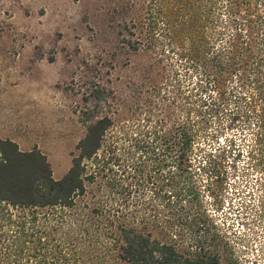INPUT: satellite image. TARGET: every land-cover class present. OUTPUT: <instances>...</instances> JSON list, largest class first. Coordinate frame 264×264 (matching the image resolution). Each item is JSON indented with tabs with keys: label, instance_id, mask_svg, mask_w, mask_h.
I'll use <instances>...</instances> for the list:
<instances>
[{
	"label": "trees",
	"instance_id": "trees-1",
	"mask_svg": "<svg viewBox=\"0 0 264 264\" xmlns=\"http://www.w3.org/2000/svg\"><path fill=\"white\" fill-rule=\"evenodd\" d=\"M136 1H113L108 44L172 52L196 83L171 63L157 106L120 126L94 83L58 179L38 149L0 138V264H242L215 213L228 168L262 172L264 187V0ZM255 214L264 221V193Z\"/></svg>",
	"mask_w": 264,
	"mask_h": 264
},
{
	"label": "rangeland",
	"instance_id": "rangeland-1",
	"mask_svg": "<svg viewBox=\"0 0 264 264\" xmlns=\"http://www.w3.org/2000/svg\"><path fill=\"white\" fill-rule=\"evenodd\" d=\"M113 1L0 0V132L12 130L22 141L20 150L42 152L56 179L68 171L85 135L80 116L96 103L83 100L94 83L105 91L100 113L111 115L119 126L136 116L138 104L157 106L152 87L164 83L171 68L183 85L196 83V74L172 52L161 59L143 50L127 54L115 43L108 44ZM138 1L143 0L136 5ZM170 101L165 100L166 106ZM121 142L118 147H123ZM218 142L202 146L214 151ZM242 164L240 160L241 169ZM228 170L222 205L215 214L228 228L242 264H264V221L255 214L264 193L259 186L263 174L249 170L246 176L231 175L234 170ZM204 198L211 203L206 189Z\"/></svg>",
	"mask_w": 264,
	"mask_h": 264
},
{
	"label": "crops",
	"instance_id": "crops-1",
	"mask_svg": "<svg viewBox=\"0 0 264 264\" xmlns=\"http://www.w3.org/2000/svg\"><path fill=\"white\" fill-rule=\"evenodd\" d=\"M16 137H17V135H15V133H13L12 130H6L5 132L4 131L0 132V138L1 139H10V140L16 142L17 144H19L21 140H18Z\"/></svg>",
	"mask_w": 264,
	"mask_h": 264
}]
</instances>
